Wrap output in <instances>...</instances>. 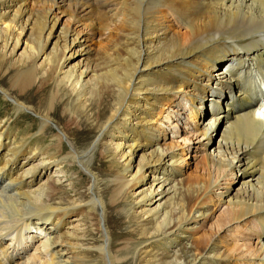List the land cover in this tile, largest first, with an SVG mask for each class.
<instances>
[{"label":"bare ground","instance_id":"6f19581e","mask_svg":"<svg viewBox=\"0 0 264 264\" xmlns=\"http://www.w3.org/2000/svg\"><path fill=\"white\" fill-rule=\"evenodd\" d=\"M96 2L101 3L102 8L96 9ZM6 3L0 0V20L6 24L5 28L0 27V57L4 60L15 54L22 44V33L28 41L21 57L13 61L12 85L2 87L0 80L1 94L14 99L11 110L20 117V111L30 110L26 106L29 97L35 94L33 89L42 90L52 85L55 92L50 105L38 107L34 112L39 119L36 137L27 129L31 134L27 132L21 138L18 135L7 137L8 143H3L7 130L0 126V154L6 147L0 157V264H86L79 242L82 231L77 228L87 225L86 212L91 214L89 225H95L93 213L97 206L101 208L97 232L101 229L100 221L103 227L102 241L96 251L103 264H120L113 256L108 213L93 174L95 153L105 131L112 133L113 128L123 137L121 143L112 142L114 156L117 154L118 161L124 162L111 182L116 191L113 208L118 207L117 198L130 188L128 181L139 175L143 179L149 177L144 171L146 167L168 166L171 174L161 172V176H152L149 182H138L140 188L132 185L133 190H140L134 195L141 196L136 205L152 204L146 209L153 210L144 209L154 222L149 236L167 244L177 242L180 245L182 238L189 243L188 233L198 220L208 215L200 201L211 192L228 206V220L223 224L227 232L234 224L240 226V230L249 224L256 231L261 229L263 235L256 236L251 252L238 253V259L248 258V261L264 264V108L261 109L264 99V0H117L113 3L42 0V4L48 6L43 16L28 15L26 18L21 6L11 12ZM53 6L67 7L71 19L94 16L93 27L115 23L118 35L112 40L114 46L107 58L109 66H105L103 73L86 67L74 69L65 76L61 74L66 51L70 56L77 54L78 36L62 27V44L57 43L50 49L57 26L55 18H51ZM94 10L104 13L94 14ZM161 67L166 70V77L159 84L149 85L144 73H156ZM182 89L189 94L191 112L198 113L206 103L209 108V113H204L200 119L198 135L202 138L199 142L202 147L214 141L219 127L224 129L206 154L210 166L207 178L187 189H182L181 182L175 179L179 174L176 157L160 149L159 138L151 134L150 128L138 129L146 137L145 148H150L147 157L140 156L138 162L135 154L138 137L134 139L129 128L126 131L120 128L124 121H128L127 124L134 121L130 128L140 125L141 118L134 112L126 116L122 109L128 106V109L143 110L144 105L135 99L141 92L149 97L152 94L154 103L153 99L158 97L166 102L169 96ZM64 100L73 106L80 105L81 112L72 113L69 119L56 120L54 116ZM149 111L153 113L154 108ZM142 121L146 126L150 123ZM85 122L90 125L87 145L79 147L67 126L82 131ZM50 123L62 127L54 132ZM23 153L28 154L24 159L26 163L19 166L15 162L20 155L24 157ZM67 161L77 163L92 177L91 200L80 201L81 206L58 194V187L68 171ZM236 173H243L238 189L231 192L228 186L224 193L219 192V180H223V176L232 179ZM190 195L197 201L194 213ZM160 198L164 199L162 203H159ZM127 212L122 211V214ZM70 213L75 214L72 220L75 224L64 227V219ZM118 220L115 218V222ZM239 232L244 243L233 249L235 254L241 247L246 250L252 247L246 242L248 238L244 232ZM193 241L190 252L186 250L180 258L175 254L166 264H200L204 259L212 264L214 260L228 259L224 252L219 253V244H224L221 238L215 242L203 237Z\"/></svg>","mask_w":264,"mask_h":264},{"label":"rangeland","instance_id":"374dc122","mask_svg":"<svg viewBox=\"0 0 264 264\" xmlns=\"http://www.w3.org/2000/svg\"><path fill=\"white\" fill-rule=\"evenodd\" d=\"M106 1L113 3L117 0ZM6 2V6H8L11 12H15L21 6V9L26 13L25 18L28 15L34 17L43 16V10L48 8V6L42 4V0H6ZM94 5L96 9L102 8V4L99 2H96ZM94 5L92 4L93 7ZM97 13H104V11L94 10V14ZM70 16V10L67 7L58 8L53 6L51 8V18H55L57 26L51 38L50 49L57 43L59 46L62 44L60 43V29L62 27H65L69 32L78 36L75 47L77 54L75 56H70L69 51H66V63L61 70V74L65 76L74 69L82 70L86 67L94 69L98 74L103 73L105 71V66H109L107 58L111 52V48L114 46L112 40L118 35V30H114L115 23H108L103 27H93L91 21L94 16L90 15L84 18L73 17L72 19ZM5 26L6 24L3 23V20H0V27L5 28ZM14 30V32L19 33L17 29ZM23 35L24 33H22L20 37V43L22 44L12 57L4 60L0 57V80L3 85L2 87L8 88L14 81L15 72L12 69L13 61L21 57L25 43L28 41V37ZM47 52L49 53V49ZM39 63H41V60L37 64ZM166 75L167 72L164 67L159 68V71L153 74L147 75L144 73L145 80H147L149 85L159 84L164 80ZM60 78L61 77H59V79ZM53 92L55 91L52 85L45 86L42 90H39V88L33 89V93L35 94L29 97L30 102L26 106L30 110L24 109L20 111V113H22L20 117H17L19 114L11 110L14 99L4 98L0 92V126L7 130V133L4 135L5 138H2L3 143H8L7 137L14 138L16 135L20 138L23 137L28 130H30L33 136H37L38 129H36V127L39 119H37L38 117L34 112H36L35 110L38 107L43 108L50 105ZM225 95H228V93H225ZM152 98V94L149 97L142 92L140 96L135 97L141 105H144L145 108L143 110L138 108L134 110L132 108L128 109V106H125L122 109L123 114L130 116L134 112L136 117L141 118L139 119L140 125L130 128L134 123L132 118V122L127 124L128 121H124L120 128L123 131L129 128L128 131H130L131 136L133 138L135 136L138 137V147H136L135 151L136 162H138L142 155H144L143 157H147L149 154V150L147 149H150L145 148L146 137L140 134L138 129L143 130L144 128H150L151 134H154L155 138H159L160 149L168 150L171 152L170 154L176 157L175 160L178 161V169L176 171H179V174L175 179L181 182L180 185L182 189L192 188L197 185V183H201L203 179L207 178L210 166L206 154L219 140L224 129L222 126L219 127L216 132L217 134L214 136V141L202 147L199 143L202 138L198 134L201 128L200 119L202 120L204 115L209 113L206 102V104L200 107L198 113H193L191 112V107L189 105L190 98L186 89L178 91L176 95L169 96L166 102L158 97L153 99V103ZM141 99L142 102L140 101ZM64 102L59 104L60 107L54 116L56 120H61L63 117L69 119L72 113L75 115L81 112L79 108L80 105L73 106L67 104V100H64ZM54 105L56 106L57 104L55 103ZM151 108H154L153 113L149 111ZM66 110L70 111L68 112ZM83 119H85V117H82V120ZM143 119L146 121L149 120L150 123L146 126L144 121H142ZM66 122L67 120L65 123ZM49 125H51L50 127L54 132L59 131L62 127V125H59L58 128L56 124L53 125L52 123ZM89 128L90 125L88 122H85L81 127L82 131L75 130L73 126H67L68 131L73 133L72 139L79 147L87 145ZM108 131L109 130L105 131L100 147L95 153L93 174L97 178L98 188L102 191L101 198L108 213V223L110 224L113 237V256L117 262H120V264H166L172 260L173 255L177 254L180 258L186 250L190 252V246L192 243H195L193 240L203 237V239L212 238L213 242L217 241L218 238L224 241V244H219V253L223 254L224 252V256H227L228 259L221 258L220 260H214L212 264H258V261H248V258L238 259V253L251 252V249L254 248L257 241L256 236L263 235V233L260 232L261 229L256 231L252 224L248 225V223L242 222V224L246 223L248 227H245L244 230H240V226L234 224L232 229L229 230L230 232H227L228 228L227 226H223V224L228 220V206L225 202L218 201L211 192H208L204 199L200 201V206H202L204 210H208V215L198 220L194 229L188 233L190 238L189 243H187L188 241L186 240L183 241L182 238V244L180 245H178L177 242L167 244L164 240L158 241L157 238H151V236H149L152 232L154 222L149 216H146V210L153 209L146 208H149L152 204L146 202L145 204L136 205V202L141 198V196H134L140 191H137V188L141 187L140 184L137 185V183H146L147 180L149 182L152 176H161V172L166 173L165 175H167V173L171 174L168 171L170 169L168 166L163 167V165L157 164L151 169L149 168L150 166L146 167L144 171L148 172L149 177L147 176L143 179L142 176L139 175L137 179L128 181V183H130V188L117 198L118 207L113 208V196L116 191L111 182L115 172L122 170L124 162L118 161L117 154L114 156L115 150L112 142L121 143L123 137L115 133L117 130L114 128L112 133ZM31 133L28 132V135ZM65 147L68 148L67 145ZM3 148L0 157H3L2 154L6 151V147ZM23 156L24 157H21L20 155L19 159H16L15 164L20 166L22 162L26 163L24 159L28 154L23 153ZM65 166L68 168V171L67 174L63 176L64 181H62L61 186L58 187V194L62 199L73 200L76 204H80L81 206L83 203H80V201L88 202L91 200V190L89 188L92 186V177H89L77 163L72 162L71 164L70 161H67ZM52 168H55V165H53ZM242 174L243 173H236V177L232 179L223 176V180H219V192L224 193L228 186L231 192L236 191ZM60 176L62 177V175ZM132 185L134 187L137 185V188L133 190ZM190 196V207H192V212L194 213L197 201L195 196ZM160 199L159 203H162L164 199ZM122 211H128V214L124 215ZM93 214L95 216L94 226H92L91 223L89 225L88 217L91 214L86 212L87 225L81 224V227L77 228L78 231H82L83 236L79 240L82 245L80 248L82 252L81 257L86 260V264H103L96 251V247L100 246L102 241L101 232L103 226L101 221L99 224L101 228L99 233L96 228L97 222L100 220L101 208L99 206L95 207V212ZM115 218H119V220L115 222ZM72 220H75V214L70 213L64 219V227L67 225L74 226L75 223L72 224ZM239 231L244 232V236L248 238L246 242H249L252 247L249 250H246L245 247H241L235 254L233 249L238 248L239 245L244 243ZM229 251H232V253H229ZM233 254H235V257H233ZM208 261L209 259H204L200 264H208Z\"/></svg>","mask_w":264,"mask_h":264}]
</instances>
